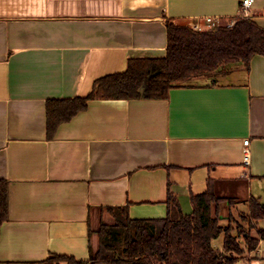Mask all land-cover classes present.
<instances>
[{
    "label": "crops",
    "instance_id": "1",
    "mask_svg": "<svg viewBox=\"0 0 264 264\" xmlns=\"http://www.w3.org/2000/svg\"><path fill=\"white\" fill-rule=\"evenodd\" d=\"M242 1L0 0V264L89 260L109 209L162 219L172 194L191 215L209 186L253 197L264 185V56L217 76L234 81L194 79L167 99L92 100L53 138L47 124L48 100L87 97L132 59L165 58L168 21L208 30L207 18L241 17ZM248 18L264 28V0Z\"/></svg>",
    "mask_w": 264,
    "mask_h": 264
},
{
    "label": "trees",
    "instance_id": "2",
    "mask_svg": "<svg viewBox=\"0 0 264 264\" xmlns=\"http://www.w3.org/2000/svg\"><path fill=\"white\" fill-rule=\"evenodd\" d=\"M231 21L235 24L229 27ZM167 55L161 59H132L123 74L96 81L87 97L51 99L47 102L48 137L58 127L84 111L95 99H167L170 90L189 86L194 79L228 75L233 69L251 68L255 56H264V28L248 17L221 20L215 30L168 21ZM216 82V79L211 80ZM144 92H141V90ZM209 190L192 196L193 213L185 215L175 196L169 195V213L162 219H131L128 207L109 209L113 223L101 222L99 245L91 247L89 260L52 255L43 264H234L244 249L231 231L219 225L221 201ZM250 220L264 221V202L251 198ZM9 218V182L0 179V235ZM223 239V251L214 242ZM254 251L261 237H246Z\"/></svg>",
    "mask_w": 264,
    "mask_h": 264
},
{
    "label": "rangeland",
    "instance_id": "3",
    "mask_svg": "<svg viewBox=\"0 0 264 264\" xmlns=\"http://www.w3.org/2000/svg\"><path fill=\"white\" fill-rule=\"evenodd\" d=\"M202 29L206 30L205 28ZM234 78L235 77L233 76L224 78L205 77L199 78L197 81L205 82L216 79L221 82H228L234 81ZM252 189L253 197L260 199L261 202H264V185L255 183ZM246 192L247 189L242 195H238L236 198L227 194H217L223 199H229V201H221L220 212L218 214L220 215L219 225H221L225 230H230L232 235L237 239L241 247L244 249V253L242 255H234V257L236 258V262L234 264H247V262L251 263L252 260H259L254 262V264H264V260L260 261V254L256 250L257 248L254 251L248 250L246 237L251 236L254 239L261 237V232H264V221L253 222L250 220L249 207L251 198L248 199V195ZM246 199H248V201ZM104 222L107 221L104 220ZM107 223H113V219L109 220ZM94 229L98 230V225H94ZM223 239L224 236L215 241L214 245L216 248L222 246ZM259 243L257 244V247L260 246Z\"/></svg>",
    "mask_w": 264,
    "mask_h": 264
},
{
    "label": "built area",
    "instance_id": "4",
    "mask_svg": "<svg viewBox=\"0 0 264 264\" xmlns=\"http://www.w3.org/2000/svg\"><path fill=\"white\" fill-rule=\"evenodd\" d=\"M254 1L255 0H243L242 1V4H241V14H242V16L248 17L249 11H250V9L253 6ZM206 23L208 25V30H215L218 27V25L220 23V20H218V19H212V18H207L206 19ZM234 24H235V22L234 21H231L230 24H229V27L234 26ZM194 28L197 31H203V29H202V27L200 25H196V26H194ZM249 144H250L249 139H247V140L244 141L245 149H244L243 153H244L245 162L247 164L250 161V150L248 148L249 147ZM259 244H260V246H258L256 250L260 254V259H261L260 261H262V260H264V241L261 240V242ZM256 261H259V260H252L251 263L250 262H247V264H254V262H256Z\"/></svg>",
    "mask_w": 264,
    "mask_h": 264
},
{
    "label": "water",
    "instance_id": "5",
    "mask_svg": "<svg viewBox=\"0 0 264 264\" xmlns=\"http://www.w3.org/2000/svg\"><path fill=\"white\" fill-rule=\"evenodd\" d=\"M142 92H144V90H142Z\"/></svg>",
    "mask_w": 264,
    "mask_h": 264
}]
</instances>
